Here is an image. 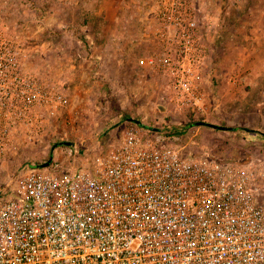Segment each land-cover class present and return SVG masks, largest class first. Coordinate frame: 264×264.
I'll use <instances>...</instances> for the list:
<instances>
[{"label": "built area", "instance_id": "built-area-1", "mask_svg": "<svg viewBox=\"0 0 264 264\" xmlns=\"http://www.w3.org/2000/svg\"><path fill=\"white\" fill-rule=\"evenodd\" d=\"M203 10L149 0L154 48L140 64L179 105L202 99ZM26 56L0 21V153L70 103ZM45 163H22L0 190V264H264V163L191 153L136 125Z\"/></svg>", "mask_w": 264, "mask_h": 264}, {"label": "rangeland", "instance_id": "rangeland-1", "mask_svg": "<svg viewBox=\"0 0 264 264\" xmlns=\"http://www.w3.org/2000/svg\"><path fill=\"white\" fill-rule=\"evenodd\" d=\"M203 1L202 99L184 106L165 75L140 64L154 48L149 0H0V21L28 62L70 99L55 117L42 111L0 153V190L22 163L63 157L68 146L58 143L84 150L144 128L129 118L172 133L191 153L264 163V0Z\"/></svg>", "mask_w": 264, "mask_h": 264}, {"label": "water", "instance_id": "water-1", "mask_svg": "<svg viewBox=\"0 0 264 264\" xmlns=\"http://www.w3.org/2000/svg\"><path fill=\"white\" fill-rule=\"evenodd\" d=\"M130 122H134L146 129H149V130H152V131H157L158 129L157 128H150L148 127L147 125L143 124L139 119H135V118H129L128 119ZM198 124H204V125H207V126H210V127H213V128H216V129H220V130H228V127L226 126H221V125H215V124H212V123H208V122H201V123H198ZM67 145V146H73L74 144L71 143V142H61V143H58V145ZM51 160V159H50ZM49 161H47L45 163V165H48L49 164Z\"/></svg>", "mask_w": 264, "mask_h": 264}]
</instances>
